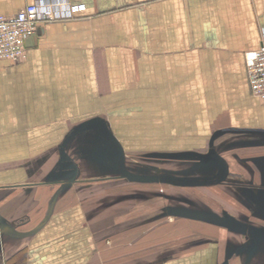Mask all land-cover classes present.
Instances as JSON below:
<instances>
[{"label": "crops", "instance_id": "crops-1", "mask_svg": "<svg viewBox=\"0 0 264 264\" xmlns=\"http://www.w3.org/2000/svg\"><path fill=\"white\" fill-rule=\"evenodd\" d=\"M34 1L0 0V14ZM70 2L85 10L40 23L24 61H0V264H264L262 221L194 255L114 260L125 235L98 222L134 198L90 194L149 182L124 173L128 154H196L223 170L203 188L224 213L262 219L264 100L245 57L261 46L264 0Z\"/></svg>", "mask_w": 264, "mask_h": 264}, {"label": "rangeland", "instance_id": "rangeland-1", "mask_svg": "<svg viewBox=\"0 0 264 264\" xmlns=\"http://www.w3.org/2000/svg\"><path fill=\"white\" fill-rule=\"evenodd\" d=\"M81 154L88 156L90 153L83 151ZM90 155L94 156L95 153ZM127 158L128 162L123 164L127 168L124 173L135 176L133 172L138 171L140 172L138 176L149 182L131 181L112 190L104 189L109 183H103L101 187L90 193L94 195L114 192L115 196L122 193L129 195L125 197L134 198L123 202L118 209L114 207L115 211L107 216L106 223L98 222L99 226L106 228V233L113 234L116 238L125 235L123 238L126 239L120 242L115 240L108 247L113 258L118 256L127 261L140 256L141 261L159 255V257H169V252L177 257L194 255L197 251L208 247V242L226 241L230 237L231 229H239L241 224L239 225L238 219L248 224H261V221L264 224V216L260 220L248 212L245 214L249 215L244 218L224 213L222 209L226 208L225 203L217 200V197L208 191L217 187L214 184L223 173L222 169L218 170L216 164L211 163L210 157L206 162L196 154L162 156L128 154ZM118 171L117 168L115 170L84 168L81 169L80 175L88 179L110 173H112L110 176H116ZM76 173L75 170L64 176L67 178ZM96 204L101 208L110 205V203L102 204V201H97ZM137 209L140 210L138 214H136ZM212 210L224 213L221 218L231 222L222 227L223 225L197 220L187 215V212H214Z\"/></svg>", "mask_w": 264, "mask_h": 264}, {"label": "built area", "instance_id": "built-area-1", "mask_svg": "<svg viewBox=\"0 0 264 264\" xmlns=\"http://www.w3.org/2000/svg\"><path fill=\"white\" fill-rule=\"evenodd\" d=\"M84 10L70 0H35L14 14H0V61H24L27 41L40 23L70 20ZM261 33V46L246 54L245 66L252 94L264 100V28Z\"/></svg>", "mask_w": 264, "mask_h": 264}, {"label": "water", "instance_id": "water-1", "mask_svg": "<svg viewBox=\"0 0 264 264\" xmlns=\"http://www.w3.org/2000/svg\"><path fill=\"white\" fill-rule=\"evenodd\" d=\"M188 217L199 219L206 222H211L218 225H223L222 219L216 215H212L209 213H202V212H187Z\"/></svg>", "mask_w": 264, "mask_h": 264}, {"label": "flooded vegetation", "instance_id": "flooded-vegetation-1", "mask_svg": "<svg viewBox=\"0 0 264 264\" xmlns=\"http://www.w3.org/2000/svg\"><path fill=\"white\" fill-rule=\"evenodd\" d=\"M220 219H222V221H223V226H225V225H227V223L231 222L230 220H227L224 218H220ZM239 225H240V227H239L240 229H235V230H241L244 232V231H249L251 229V228H249V224L247 222H240Z\"/></svg>", "mask_w": 264, "mask_h": 264}, {"label": "trees", "instance_id": "trees-1", "mask_svg": "<svg viewBox=\"0 0 264 264\" xmlns=\"http://www.w3.org/2000/svg\"><path fill=\"white\" fill-rule=\"evenodd\" d=\"M240 229V228H239Z\"/></svg>", "mask_w": 264, "mask_h": 264}]
</instances>
